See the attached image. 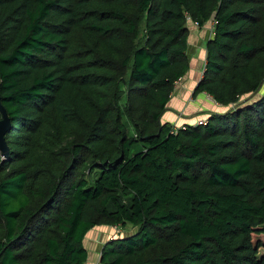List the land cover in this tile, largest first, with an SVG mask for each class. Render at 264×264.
Wrapping results in <instances>:
<instances>
[{"label":"trees","instance_id":"1","mask_svg":"<svg viewBox=\"0 0 264 264\" xmlns=\"http://www.w3.org/2000/svg\"><path fill=\"white\" fill-rule=\"evenodd\" d=\"M214 22L205 92L161 122ZM264 0H0V264H264ZM1 119V113H0Z\"/></svg>","mask_w":264,"mask_h":264},{"label":"crops","instance_id":"2","mask_svg":"<svg viewBox=\"0 0 264 264\" xmlns=\"http://www.w3.org/2000/svg\"><path fill=\"white\" fill-rule=\"evenodd\" d=\"M213 24L214 22L209 20L199 27L196 23L190 21V19L186 23L188 29L187 55L189 67L185 75L175 82L173 93L167 103V110L161 116V122L172 124L174 129L186 124H204L211 113H219L226 109L216 103L205 92L194 93L203 74L206 43L212 36ZM199 121H202V123H198ZM110 227L108 225H97L86 234L84 238V245L88 250L86 264H96V261H99L101 246L112 238L110 237ZM87 240L92 243V249L87 248L85 244Z\"/></svg>","mask_w":264,"mask_h":264},{"label":"water","instance_id":"3","mask_svg":"<svg viewBox=\"0 0 264 264\" xmlns=\"http://www.w3.org/2000/svg\"><path fill=\"white\" fill-rule=\"evenodd\" d=\"M0 154L2 157H6L8 155V147L4 139V134L10 127V120L7 116L6 110L0 102Z\"/></svg>","mask_w":264,"mask_h":264},{"label":"rangeland","instance_id":"4","mask_svg":"<svg viewBox=\"0 0 264 264\" xmlns=\"http://www.w3.org/2000/svg\"><path fill=\"white\" fill-rule=\"evenodd\" d=\"M261 91L264 92V85L262 86ZM110 228H111L110 237H112V238L113 237L116 238V237H118L120 235L122 236V235L130 234V233L133 232V228L130 227V226H126L125 228H118L116 226H111ZM94 237H96V236H94ZM259 238L264 241V234L259 235ZM85 244H86L88 249L89 248L92 249V247H91L92 243H90L88 240L85 242ZM260 250H261L262 253H264V249H260ZM96 264H98V260L96 261Z\"/></svg>","mask_w":264,"mask_h":264},{"label":"built area","instance_id":"5","mask_svg":"<svg viewBox=\"0 0 264 264\" xmlns=\"http://www.w3.org/2000/svg\"><path fill=\"white\" fill-rule=\"evenodd\" d=\"M198 123H202V121H199ZM98 264H100V263H98Z\"/></svg>","mask_w":264,"mask_h":264}]
</instances>
